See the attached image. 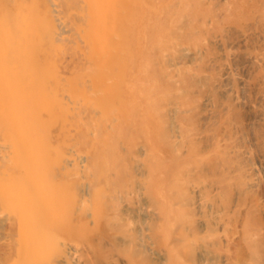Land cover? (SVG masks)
Listing matches in <instances>:
<instances>
[{
    "label": "bare ground",
    "instance_id": "obj_1",
    "mask_svg": "<svg viewBox=\"0 0 264 264\" xmlns=\"http://www.w3.org/2000/svg\"><path fill=\"white\" fill-rule=\"evenodd\" d=\"M176 1L0 0V264H141L120 205L136 160L162 205L168 264H227L238 254L257 189L240 160L216 142L212 154L192 153L202 170L222 161L237 199L235 223L212 227L201 203L189 208L186 159L167 155L176 149L159 113L172 86L155 61L176 47V15L203 8L178 0L174 11ZM200 132L199 142L212 137ZM160 166L174 174L169 183L158 181ZM195 224L204 235L190 238L183 231Z\"/></svg>",
    "mask_w": 264,
    "mask_h": 264
},
{
    "label": "rangeland",
    "instance_id": "obj_2",
    "mask_svg": "<svg viewBox=\"0 0 264 264\" xmlns=\"http://www.w3.org/2000/svg\"><path fill=\"white\" fill-rule=\"evenodd\" d=\"M198 3L202 12L196 14L189 8L186 17L176 15L180 26L172 34L175 43L178 39L176 47L155 61L157 69L166 65L165 80L172 86L169 103L159 113L162 117L166 115L170 126L167 144L176 149L167 155L168 158L169 153L171 158L178 155L179 161L186 159L183 179L193 196L189 208L195 204L194 212L201 209L202 218L212 222V227L215 220L223 227L235 223L237 199L229 196L228 174L222 161L213 169L202 170L190 160L192 153L206 147L202 154H212L215 148L212 143L216 142L221 152H229L233 160H240L243 172L257 184V189L252 190L253 195L247 199L251 206L244 211L250 219V229L242 236L243 246L238 254L227 264H264V0H198ZM178 8V0L172 2V9ZM228 27L235 29L231 37L226 36ZM200 131L212 137L199 142ZM226 142L228 149L223 146ZM231 144L241 156L236 157L230 151ZM146 169L144 161H135V175L125 177L126 195L120 205L130 232L136 237L132 248L135 261L168 264L170 250L164 243L166 224L162 205L142 183L148 174ZM166 169L157 168L158 181L169 183L174 179V174ZM198 203L202 204L200 209ZM172 204L178 205L175 200ZM175 230L174 236L182 231ZM183 232L190 238L204 235L196 224ZM180 243L172 245L175 252Z\"/></svg>",
    "mask_w": 264,
    "mask_h": 264
}]
</instances>
